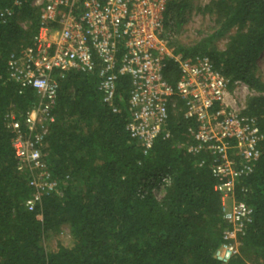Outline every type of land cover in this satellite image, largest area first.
Wrapping results in <instances>:
<instances>
[{
    "label": "trees",
    "instance_id": "1",
    "mask_svg": "<svg viewBox=\"0 0 264 264\" xmlns=\"http://www.w3.org/2000/svg\"><path fill=\"white\" fill-rule=\"evenodd\" d=\"M15 1L0 0V264H222L215 253L226 225L216 179L209 161L199 166L204 155L183 147L192 142L193 123L179 103L168 122L171 137L158 138L145 154L126 130L128 76L118 81V112L104 103L96 75L70 71L59 80L56 122L42 150L63 197L44 196L35 211L27 210L31 177L18 170L8 116L21 121L39 98L10 79L8 62L32 45L41 11ZM170 4L167 25L177 53L208 56L224 76L254 90L258 95L248 99L246 113L264 129L258 70L264 0H214L199 9L216 15V30L190 46L178 44L177 37L192 1ZM6 9L13 15L2 17ZM226 38L227 46L219 49L217 41ZM165 77L172 85L180 78L174 62L167 63ZM261 150L253 173L236 184V199L252 207L253 221L241 237L240 255L227 264H264V142ZM65 228L70 244L59 242L48 251L46 239Z\"/></svg>",
    "mask_w": 264,
    "mask_h": 264
},
{
    "label": "built area",
    "instance_id": "2",
    "mask_svg": "<svg viewBox=\"0 0 264 264\" xmlns=\"http://www.w3.org/2000/svg\"><path fill=\"white\" fill-rule=\"evenodd\" d=\"M24 1L40 9L39 27L32 45L11 56L8 73L21 87L36 91L39 102L21 121L9 115L8 127L14 134L18 170L31 177L27 210L35 211L44 196L63 197L42 150L56 122L59 80L70 71L96 75L104 103L118 112V81L128 76L126 130L145 154L158 138L171 137L170 116L179 103L183 105L184 119L193 123L188 129L192 142L183 147L193 156L204 155L200 167L209 161L215 191L221 196L226 228L215 258L227 264L240 255L253 209L236 199V184L253 173L262 155L264 129L246 113L248 99L258 94L244 82L224 76L208 56L184 58L177 53L175 34L170 29L165 34V14L172 0ZM21 4L22 0L15 1V6ZM12 15L11 9L2 13ZM169 61L180 72L175 85L165 77Z\"/></svg>",
    "mask_w": 264,
    "mask_h": 264
},
{
    "label": "rangeland",
    "instance_id": "3",
    "mask_svg": "<svg viewBox=\"0 0 264 264\" xmlns=\"http://www.w3.org/2000/svg\"><path fill=\"white\" fill-rule=\"evenodd\" d=\"M192 9L189 10L185 22L181 28L178 29V44L190 46L195 44L201 38L212 34L216 30V15L213 13H202L199 9L204 8L214 0H191ZM170 2L168 7L170 6ZM169 12L167 10L165 14V34L170 29L168 26ZM228 40L222 39L217 41L219 49L223 50L227 46ZM259 75L264 80V52L262 53L258 61ZM156 191V190H155ZM161 195H158L160 197ZM62 243L64 246L70 244V238L68 236L67 228L62 229V233L57 235H51L46 239L45 245L48 251H56L58 243ZM248 264H251L247 261Z\"/></svg>",
    "mask_w": 264,
    "mask_h": 264
}]
</instances>
